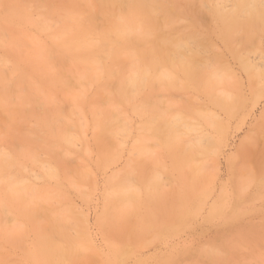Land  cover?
<instances>
[{
  "label": "rangeland",
  "instance_id": "374dc122",
  "mask_svg": "<svg viewBox=\"0 0 264 264\" xmlns=\"http://www.w3.org/2000/svg\"><path fill=\"white\" fill-rule=\"evenodd\" d=\"M89 1L0 0V99L7 93L11 101L0 102V153L12 155L50 108L65 114L61 123L73 134L71 145L53 148L58 163L41 146H34L36 160L18 159L11 176L21 180L18 187L31 188L27 197L21 192L22 201L8 199L0 186V264H44L35 258L40 239L58 250L61 264H264V0L165 2L177 17L174 29L173 20L163 24L157 17L163 33L158 26L153 34L186 43L168 53L172 66L148 71V81L131 89L133 98L112 103L103 85L110 82L107 93L114 94L117 81L107 71L115 53L105 62L100 56L93 78L81 74L87 68L81 61L52 52L68 14L104 25L98 1ZM147 37L137 40L160 44ZM40 49L45 72L32 68ZM190 58L200 60L190 65ZM22 72L31 88L18 82ZM157 72L176 81L157 80ZM218 99L233 102L234 110L226 113ZM103 109L122 113L112 116L118 130L107 142L96 126ZM200 137L214 140L209 150H202Z\"/></svg>",
  "mask_w": 264,
  "mask_h": 264
},
{
  "label": "bare ground",
  "instance_id": "6f19581e",
  "mask_svg": "<svg viewBox=\"0 0 264 264\" xmlns=\"http://www.w3.org/2000/svg\"><path fill=\"white\" fill-rule=\"evenodd\" d=\"M97 1H98V4H99L101 10H103V12L100 13V17L103 20L104 25L101 28L98 29L97 26H95L94 24H92V22L89 19H83L78 12H74L71 15L68 14V16L62 21V23L60 25V28L61 29L57 32V35L58 36L56 37V39H55V34H54V43H53V50H52V52H53V54H56V55L65 54L64 56L70 57L71 59H74L76 61H81L80 63L83 64V67H84V65L87 67V68H84L83 73H81V74H83V76L84 75L85 76H91V75H93L95 73L94 68L95 69H98L99 66H100L99 65L100 64V59L102 58L100 56H104L103 57V61H104L105 60V56H107V55L109 56L110 54L115 53L117 55L116 56V58H117L116 63H115V65H114L113 68L110 67L108 69V71H107L108 79H110L111 77L113 79V77H115L116 78V81H117L116 84H114L115 85V87H114V94L112 95V94H108L107 93V90L109 91V88H110L109 85L111 86L110 82L108 83V85H107V83L105 85H103V88H105V90L107 89L106 90V94L109 95V96H107V97H109L108 98L109 103H112L111 101L127 100L129 97H132V95H133L132 94L133 91H132V93H130L131 92V89H136V87L138 85L140 86V83L144 84L146 81H148L147 80V76H146L148 74V71H153L158 65L160 66V64L161 65H171L170 62H172V60H170L168 53L173 50L172 48H176L177 49L178 47H180V44L181 43H183V44L186 43L185 42L186 40L184 41L185 43L184 42H181L179 44V42H177V41H181L182 40L181 37H180V39L177 38V40H175L176 42L172 41L174 39L173 38V35H171V37L168 38V37H164V34H163V37H162V35H161L163 33L161 31L162 27H161V25H158V21L159 20H158L157 17H161V20L163 21V24H166V20H168V21L173 20L172 17H171V15H170L173 12V9H171L172 12L171 11L169 12L170 9L168 10V7H166L167 5L165 4V2H173V3H175V2H177L179 0H97ZM174 18L177 19V17H175V16H174ZM176 19L173 20L174 22L173 21L170 22L171 24L169 25V26H173V29H174V25L173 24L176 23L175 22ZM82 24H85L87 27L84 26V25H82ZM179 24H180V22H179ZM158 26H159L160 32H162V33H159L160 36H161V37H159L160 40H157L158 39V36L157 35L155 36L153 34L154 32L156 33V31L158 29ZM169 26L166 25L167 28ZM163 28L166 29L165 26ZM93 30H95V33L94 34H95L96 38H98V41L96 40L97 43H93V40H92V37H91ZM157 34H158V32H157ZM146 35H148V37L152 36L151 38L153 40L155 38L157 40V42L158 41L160 42V44H156V42H154V43H152V45H148V43H149L148 41L146 43L144 41L137 40V38H139V36H146ZM170 38H172V40ZM191 39H195V38H191ZM205 40L203 42H205ZM206 45H207V43H206ZM249 45L250 44H248V46ZM181 48H183V47L181 46ZM175 50H173V51L175 52ZM178 52H180V50H178ZM34 54H35V56L37 58L39 57V62H37L35 65H33L32 68L33 69H38V71L45 72L46 63L43 60V52H42V50L41 49L38 50V56L36 55V53H34ZM103 54H106V55H103ZM121 57H122V59H121ZM107 59L108 58H106V60ZM49 60H51V59L49 58ZM190 60H191V58H190ZM190 60L188 59L187 62H190ZM195 60L193 61V63L195 62ZM183 61L181 60V62H183ZM198 61L196 62V64H198ZM101 63H103V62H101ZM193 63H192V60H191L190 65L193 64ZM49 67H52V66H49ZM181 67H182V65H181ZM168 68H169V66H168ZM92 71H94V73H92ZM156 71H155V73H156ZM165 71H166V69H165ZM97 72H98V70H97ZM185 74L188 75V76L191 75L190 72H188V71L185 72ZM197 74H198V71H197ZM156 75H157V80H159V79H162V81L163 80L164 81L166 80L165 83L166 82H172V80L174 78V76L172 77L173 74L170 75L169 72L168 73L167 72H163V73L160 72L159 74L157 72V74H155V76ZM94 76L95 75H93L91 77L94 78ZM211 76H213V75H211ZM215 78L218 80V77H214V79ZM220 78H221V76H220ZM28 79H29L28 75L27 74H24L22 72V75H21L20 79L18 80V82L20 84L21 83L27 84L28 81H29ZM78 79H80V78H78ZM84 79L86 80L85 77H83V80ZM175 79L176 78H174V80H173L174 82L176 81ZM80 80H82V79H80ZM155 81H156V79H155ZM80 82H82V81H80ZM10 85H9V87H10ZM80 85L81 84H79V86ZM177 85H178V82H177ZM70 86H72V85H70ZM28 87L31 88V86H29V83H28ZM81 87H84V86H81ZM112 87H111V89L113 90ZM153 87H154V85H153ZM41 90H42L41 88L40 89H34V92L37 94L38 97H40V95H43V93H42L43 91H41ZM105 90L103 89L104 92H105ZM218 90H219V88H218ZM11 91H12V88H11ZM101 91H102V89H101ZM23 93H24V91L22 92V94ZM73 93H74V91H73ZM75 93H76V95L78 94V92H75ZM109 93H111V91ZM102 94H104V93L102 92ZM72 96H74V95H72ZM214 96H216V94ZM38 97H35L34 99H39ZM11 99L13 100V98H11ZM21 100L23 101V99H21ZM0 102H1L2 105L3 104L6 105V103L7 104H11L10 96L7 93H5L2 96V98L0 99ZM35 102L37 103L36 100H35ZM215 102L219 106H221L226 111V113H228V114L231 113L234 110V108H235V104H232L233 102L229 103V102H227V101H225L223 99H218ZM41 103H42V101H41ZM113 104L116 105V103H113ZM106 105H107V103H106ZM114 106L111 107V108L113 109ZM75 107H74V105L72 106L73 111H74V108ZM97 110H98V108H97ZM111 110L108 111L107 109H103V113L100 114L101 117L100 116L98 117L99 114L96 113V115H97L96 126L99 129V132H100L101 136L105 139L104 141H106V142H107L106 139L108 138V136L109 135H113L118 130V127H116V124H115V126H113L112 123H110V121H112V116H114V115L116 116V114H117V113L113 114V111H111ZM115 111L117 112V109H115L114 112ZM68 113H70V112H68ZM99 113H100V110H99ZM61 114L63 116L64 113L60 112V109L59 110H56L54 108L48 109V112L45 113V114H43V117L39 119V126H38V128L37 129H33L34 134L31 133L30 136L29 135L28 136L27 135L26 136H23L22 139L20 138L17 146H15V147L13 146L12 155L0 153V182H3V179L1 180V177L2 176H7V178H8V179H4V182L3 183H0V186H1V189L3 190V192H5V194L8 196V199H11L12 198V200L13 201H16V202L17 201H22L21 199H23L24 197L21 195V192L23 193V191H24V194L26 195V197H27V195L29 193H31V190H30L31 188L29 189L27 187L26 188H24V187H18L17 182L19 183L21 180L20 181H17V180H15L11 176L12 172L10 173V170L16 168L18 165L21 164L18 161L19 158L30 159L32 161L33 160H36L35 159V156H34V154L32 152H33V150H34V148L36 146H41V148L47 150L51 154L50 155L51 159L52 160L53 159L57 160L55 162L58 163L61 158H59L60 156L56 155L55 153H52V151L55 149V147L59 146L60 143H65L66 145H71V143H72L71 136H73V134L72 135H69V132H71L69 130H71L72 127H70V126L67 127L65 124H62L61 123V120H60V117H62ZM198 114H200V113H198ZM119 115H122V113L119 114ZM262 115L264 117V112H263ZM63 117H65V116H63ZM120 117H123V116H120ZM116 118L118 119L119 116H116ZM206 118H207V116H206ZM9 120H12V119L10 118ZM54 120H56V125H55L56 128H54L53 127V124L51 123ZM59 120H60V122H59ZM13 121H11V122H13ZM22 121H23V119H22ZM192 122H193V120H192ZM5 123H6V121H5ZM7 124L9 125V122ZM152 124H153V122H152ZM211 124H213V123H211ZM263 124L264 123H261L260 124V127H259L260 130H262V129L264 130V125ZM24 127L22 126V128H24ZM220 127L221 126L219 125V123H217V124L214 123L213 124V129L214 130H219V133L222 130V128L220 129ZM69 128H71V129H69ZM173 128L175 129V125L173 126ZM163 130H165V129H163ZM168 132H169V130H168ZM25 133H28V132L26 131ZM45 133H49L50 134V137H51V141L50 142H48L46 140L47 138L45 137ZM164 135H163V137H165ZM178 135H181V132ZM167 136H168V134L166 135V138H168ZM182 137H184V135ZM178 138H179V136H178ZM205 138L199 139V140H202L203 139L199 144L201 146V143H202V150H206V149L209 150L210 149L209 147L213 144L214 140L211 137H207L206 139ZM183 139H185V138H183ZM106 142H104V143H106ZM197 145H198V143H197ZM170 146H171V142L169 144V147ZM182 146H184V145H182ZM175 148L176 147H174V149ZM186 152L187 151H185V153ZM187 155L189 156V154H187ZM190 162H194L193 164H196L195 162H199V160H196V161H192L191 160ZM249 164H251V163H249ZM199 165H201V164L199 163ZM191 166H192V164H191ZM249 166H251V165H249ZM200 169H201V167H200ZM262 172L264 173V169L262 170ZM55 173H56L55 172V169H48V171H47V175L48 174L49 175H55ZM251 176H253V175H250L249 176L250 178L248 177V179L251 180L253 178ZM19 184L22 185L21 182ZM154 184H155V181H154ZM244 184H243V186H244ZM188 185H189V182H188ZM77 192H79V191H77ZM121 194H122V192H121ZM135 195L136 194L134 193V196L133 195L132 196L135 198ZM136 200H138V199H136ZM26 201H27V199H26ZM42 203H44V201ZM25 206H28V205L25 204ZM29 208H31V207H29ZM21 210H24V209H21ZM34 212H36V211L34 210ZM58 214H59V212H58ZM62 214H63V212H62ZM62 217H61V219L64 220V218H62ZM67 221H69V220H67ZM54 228H55V226H54ZM61 228L59 229V227H58L57 229H55L56 230L55 232L61 238H63V240L65 239L67 243L71 244L72 242L67 239L66 233H64V231ZM64 228H66V227H65V225L63 223V229ZM40 237H42V236H40ZM43 238H44V236H43ZM47 238H48V236H46V239ZM36 246H37V254L35 255V258L36 259H38V260L40 259L41 262L44 263V264H61V261H60V259L58 257V256H61V255L60 254L58 255V250L52 245V243L49 240H41L40 239L36 243ZM69 251H71V249H69ZM63 253L65 254L64 249H63ZM64 254H62V255H64Z\"/></svg>",
  "mask_w": 264,
  "mask_h": 264
}]
</instances>
